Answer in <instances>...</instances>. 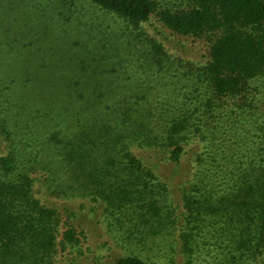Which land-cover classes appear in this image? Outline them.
<instances>
[{
	"label": "trees",
	"instance_id": "1",
	"mask_svg": "<svg viewBox=\"0 0 264 264\" xmlns=\"http://www.w3.org/2000/svg\"><path fill=\"white\" fill-rule=\"evenodd\" d=\"M89 2L112 24L85 19L82 1L0 0V264H47L60 221L69 241L80 227L74 200L102 203L119 242L167 246L176 264L204 251L264 262V0L160 11L179 35L211 34L182 81L161 42L127 32L150 22L154 0ZM57 19L59 58L14 47L17 30Z\"/></svg>",
	"mask_w": 264,
	"mask_h": 264
},
{
	"label": "rangeland",
	"instance_id": "2",
	"mask_svg": "<svg viewBox=\"0 0 264 264\" xmlns=\"http://www.w3.org/2000/svg\"><path fill=\"white\" fill-rule=\"evenodd\" d=\"M80 1L87 3L85 4L86 9L83 11L86 14L85 19L93 17L92 20H95V22L112 24L108 20L107 14L100 13L95 17V13L88 6L89 0H77V2ZM154 1L156 11L152 14L150 22L141 24L138 28L130 25L127 32L140 33V37H151L161 42L172 62V72L177 75L175 77L176 80H181V78L183 80L185 79L186 74L184 72L187 68H199L204 64L206 42L211 34L203 37H193L179 35L171 31L160 21V11H175L186 8L188 7L187 0ZM44 21H46V18H44ZM44 21L40 20L39 23L27 24L24 30H17L23 31V34L18 37V42L14 44V47H20L18 45L23 41H33L34 43L31 44V48L28 50L33 53H39L38 55L42 56V58H59V55L65 54L68 50L67 45L61 47L62 42L66 39L65 37H60V30H58L62 26L61 21L57 19L53 24H48ZM117 26L118 24L116 23L114 27L117 28ZM69 39L73 41L77 37L69 36ZM4 47L0 48V54L5 53ZM18 50L15 52L17 53ZM170 82H175V80L170 81L167 78L163 81L165 85ZM174 86L181 88L183 85L177 83ZM56 201L58 204L64 202L63 200ZM70 204L71 208L78 212V225L80 227L75 230L76 233H74L73 239L69 241L64 237V232L70 222H66L64 225V222L60 221L55 231V245L49 255L50 259L47 264H113L117 256L131 253L144 258L148 264H176L174 261L175 255H168L170 251L167 246H164L162 250H158V247H153L142 251L140 248L135 250L133 246L124 243L127 242V239L122 238L121 235L119 236L123 231H120V228L115 226L114 219L108 224L104 222L102 203L92 202L91 200H74ZM81 205H86L87 209L84 206L80 207ZM90 211H93V213L91 214ZM128 220L130 219L128 218ZM118 240L124 242H119ZM38 255L40 256L39 253ZM191 259L200 264H216L215 259L209 256V252L205 251L198 256H193ZM258 263L264 264L261 260ZM15 264L27 263L26 260H23L21 262L15 261Z\"/></svg>",
	"mask_w": 264,
	"mask_h": 264
}]
</instances>
